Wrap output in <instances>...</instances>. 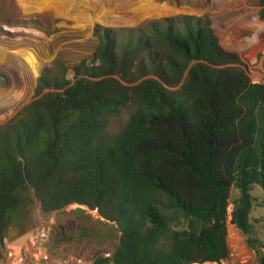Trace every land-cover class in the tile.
<instances>
[{"label": "trees", "instance_id": "trees-1", "mask_svg": "<svg viewBox=\"0 0 264 264\" xmlns=\"http://www.w3.org/2000/svg\"><path fill=\"white\" fill-rule=\"evenodd\" d=\"M99 41L97 65L82 61L71 78L43 70L35 99L0 125V259L11 215L34 199L44 216L77 205L116 226L117 245L91 264H220L232 204L264 264L249 223L252 190H264V84L245 71L264 39L240 57L182 15L104 28ZM128 106L124 129L108 135Z\"/></svg>", "mask_w": 264, "mask_h": 264}, {"label": "rangeland", "instance_id": "rangeland-1", "mask_svg": "<svg viewBox=\"0 0 264 264\" xmlns=\"http://www.w3.org/2000/svg\"><path fill=\"white\" fill-rule=\"evenodd\" d=\"M263 3L264 0H0V100H13L0 106V125L8 123L35 99L37 79L43 70L64 66L71 78L73 68L80 62L97 65L95 53L104 28H139L164 18L194 16L209 25L222 49L243 57L264 39ZM252 20L258 21L253 24L256 27H247ZM255 29L260 34L248 38ZM245 71L252 83L261 84L264 54L254 65L247 64ZM16 93L18 99L14 97ZM133 110L128 106L109 118L106 133L113 135L124 129ZM252 195L257 201L249 223L264 243V190L255 186ZM231 209L232 204L226 221L229 254L220 264H259L262 252L256 250L260 248H247L245 237L231 222ZM8 226L18 233L5 239L0 264H91L95 254L107 256L115 248L119 235L115 225L87 208L70 205L44 216L34 199L11 215Z\"/></svg>", "mask_w": 264, "mask_h": 264}, {"label": "bare ground", "instance_id": "bare-ground-1", "mask_svg": "<svg viewBox=\"0 0 264 264\" xmlns=\"http://www.w3.org/2000/svg\"><path fill=\"white\" fill-rule=\"evenodd\" d=\"M255 23H258V21H256V20H252V21L248 22V23L246 24V26H247V27H249V26H250V27H252V26H253V27H256L255 25H253V24H255ZM248 30H249V29H248ZM255 30H256V29H255ZM252 32H253V30H252ZM258 34H260V33H259V30H256V31L253 32L251 35H249L248 38H250V39H254V38L257 37ZM244 37H246V36H244ZM244 37H243V38H244ZM255 76H258V75L255 74ZM256 78H257V77H256ZM11 94H12V93H11ZM14 97H15V99H16L17 97H19V94L16 93V94L14 95ZM15 99H14V100H15ZM17 99H18V98H17ZM10 101H13V100L10 99ZM10 101H9V100H8V101L0 100V106H2V105L4 106V105H6V104H9ZM15 101H16V100H15ZM15 101H14V102H15Z\"/></svg>", "mask_w": 264, "mask_h": 264}, {"label": "water", "instance_id": "water-1", "mask_svg": "<svg viewBox=\"0 0 264 264\" xmlns=\"http://www.w3.org/2000/svg\"><path fill=\"white\" fill-rule=\"evenodd\" d=\"M2 76L0 75V83H1V81H2ZM261 84H264V80L261 82ZM232 223H234V220L232 219V221H231ZM15 233H18V232H16V230H14V229H12L11 227H7V229H6V238L7 239H10L11 238V236L13 235V234H15ZM257 248H259L258 246H257ZM264 261V259L262 260V262Z\"/></svg>", "mask_w": 264, "mask_h": 264}, {"label": "crops", "instance_id": "crops-1", "mask_svg": "<svg viewBox=\"0 0 264 264\" xmlns=\"http://www.w3.org/2000/svg\"><path fill=\"white\" fill-rule=\"evenodd\" d=\"M207 264V263H206ZM208 264H215V263H208Z\"/></svg>", "mask_w": 264, "mask_h": 264}]
</instances>
